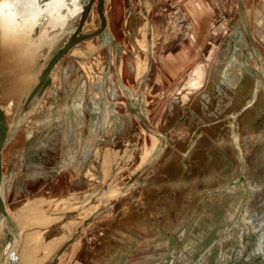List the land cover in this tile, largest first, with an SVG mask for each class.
Listing matches in <instances>:
<instances>
[{"label":"rangeland","instance_id":"374dc122","mask_svg":"<svg viewBox=\"0 0 264 264\" xmlns=\"http://www.w3.org/2000/svg\"><path fill=\"white\" fill-rule=\"evenodd\" d=\"M97 1H77L79 14L74 17L73 21L81 28L82 40L77 41L73 48L70 45L72 51L64 56L54 72L37 79L39 82L36 87L21 104V114L11 131V142L6 150L0 153L2 195L8 216L16 212L25 202L35 198L65 195L80 191L88 186L98 188L102 184L123 186L130 182L139 167L141 168L139 164L142 159L140 156L141 138H139L140 145L136 142V147H134L133 160L128 159L129 162L126 165L125 161L123 160V164L118 157L119 146L116 148L117 152L116 150L113 152L115 156L104 152L105 144L112 143L113 146L124 139L128 140L131 137L129 135H133L135 132L141 133L142 127L138 119L132 116V128L126 130V117L122 113L131 115L129 109L134 108V103L120 90L116 69L112 67L105 87L107 98L113 101V109L117 108L116 111L119 113V128L112 136V109L102 100L98 74L95 71H92L91 74L87 67V64L90 65L93 62L97 69L103 68L106 59L102 51H97V41L93 37L95 20L93 6L95 5L97 9ZM118 1L121 13L125 12L131 0ZM191 1L193 0H143L147 15L152 20L149 44L146 33L150 22L143 14L144 10L141 9L139 2L134 8L135 11L132 12L131 21L127 26L132 39L136 42L141 61L146 63L148 59H151V69L144 91L150 122L163 131L170 132L171 128L169 136L177 131L176 127L170 126V123L174 122V116H182L188 112L191 105V94L195 95L194 92L192 93L195 89L194 86L199 84L197 80H202L204 72L198 73L200 55L206 56L210 50L211 42L216 41L217 43L220 40L222 18L228 21L223 7H228L229 14L235 12V6L232 4L235 0H212L213 4L210 6L214 12L212 13L210 10L212 14L208 16L206 13L209 12V9H206V5L209 0H201L204 12L193 14L190 6ZM217 2L218 4H216ZM70 5L72 4L70 3ZM106 6L108 9L110 3ZM120 18L119 14L118 21L113 27L105 20V28L107 27L109 35L115 41L131 48L130 41L122 31ZM148 45L153 50L151 58L147 54ZM83 54L85 56L94 55L88 57V61L85 62ZM124 55L125 66L122 83L133 91L138 84L136 78L138 69L134 58L129 53ZM189 112L194 114L196 111L191 109ZM166 118L169 119L168 122ZM197 118L198 114L195 119L197 120ZM186 127L187 125L184 128L183 124L179 126L181 135L185 132ZM252 134L250 138L247 137L248 133L245 135L244 144L246 143L245 152L250 161L249 183L253 188L250 202L256 207V226L248 228L246 224L240 233L238 247H240L239 251L242 252V255L239 259L214 258L215 262L212 264H240L242 260L255 252L264 250L262 241L264 229L261 226L264 218V184L261 183L264 180L262 177L264 167L260 168L262 170L257 168L264 161V153L259 150L260 143L264 144V130L260 128L257 133ZM193 139L197 140V138L191 140L195 143ZM229 140L231 141L230 137ZM248 142L249 145H247ZM147 145L151 147L149 141H147ZM245 152L239 153L244 159L246 158ZM261 154L263 157L260 156ZM256 162H259V165ZM79 164L84 168L80 175H78ZM107 169L108 171H106ZM150 173L149 176H152L153 173H157V170ZM142 187L135 186L128 191L110 210H105L104 213L96 216L88 225L89 227L82 232H74V230L78 227L76 225L78 220L80 223L84 215L88 214L86 211L77 216L65 217L64 222L66 223H58L43 229L38 233L41 235L39 241L41 246L38 251L34 249L36 235L30 236L28 231L34 228L42 218H36L37 213L36 216H32L35 212L31 207L27 210V217H25L27 220L23 219L22 221L24 229H26L23 232L27 238L24 240V236L23 245H21V250H24L25 255L28 256L29 264H74L78 260L87 264L89 259L100 252L102 244L100 235H103L101 231L103 230L102 226L106 223L105 217L113 216L123 205L140 207L138 204L141 203L139 197ZM69 205L71 204L64 202L57 206L62 209ZM38 207L39 209L40 207L46 208L44 209L46 214L43 216V221H45V218L48 217L47 211L53 210L56 205L43 203ZM90 209H92L91 206ZM160 211L162 214L168 212L164 208H161ZM171 212L177 211L172 209ZM175 219L179 220V216H174L173 220L175 221ZM252 222L254 223V220ZM107 223H110L109 219ZM73 234H76L74 242L80 239L74 246L72 243L71 245L68 243V239ZM177 235L183 240L182 231ZM169 243V239L164 240V248H161L160 255H166ZM232 243L233 241L230 239L229 244ZM257 243L258 246H255ZM173 251L171 264H183V259H188V264H201L200 259L194 258L195 256L184 255L181 244L175 246ZM10 255L9 252L6 259H14V264H26L20 254L16 253L15 258ZM100 255L103 254L100 253ZM210 260L205 259V264Z\"/></svg>","mask_w":264,"mask_h":264},{"label":"crops","instance_id":"0c3cea01","mask_svg":"<svg viewBox=\"0 0 264 264\" xmlns=\"http://www.w3.org/2000/svg\"><path fill=\"white\" fill-rule=\"evenodd\" d=\"M191 2L193 14L197 13L196 8L197 14L204 12L201 0ZM243 2L251 34L264 56V0ZM211 4L212 0L207 1L208 16L214 12ZM232 4L236 11L237 0ZM223 12L228 13V7H223ZM234 13L228 14L233 16ZM227 23L228 21L222 18L220 40L217 43L211 42L206 56L200 55L198 73L204 72L202 80H197L198 85L195 83V89L192 91L195 95L191 94L188 112L182 116L175 115L174 122L170 123V126L176 127V133L173 132L172 136H169L171 128L170 132L163 131L151 123L153 128L162 134L163 149L157 162L136 185L143 186L139 197L140 207L123 205L113 216L105 217L106 223L102 226L103 230L101 229L103 235H100L102 244L99 257L95 255L87 264H171L174 247L178 244H181L184 255L195 256L194 258L200 259L201 264H205V259H211L207 264H212L215 262L214 258L239 259L242 255L238 247L240 233L246 224L248 228L256 226V207L250 202L253 194L249 183L250 161L244 142L247 133L250 138L252 133H257L260 128L264 130V89L258 93L255 103L245 109L237 119L228 115L248 99L254 77L251 75L243 79L237 89L220 77L232 43ZM254 61L253 58L251 63L255 67L257 64ZM191 109L197 113L189 112ZM197 114L200 119L196 120ZM182 124L184 128L186 125L187 127L181 135L179 126ZM192 138H197L193 139L195 143L191 142ZM136 142V139H132L128 144L124 139L115 144L119 146L118 157L123 164V160L125 165L129 160H133ZM260 144L259 150L264 153V144ZM110 145L112 143L104 146ZM241 152H245V159L239 154ZM262 154L261 157L264 156ZM262 162L260 167H257L259 170L264 167V161ZM256 163L259 165V162ZM83 169L79 164L78 175L82 174ZM156 170L157 173L149 176L150 172ZM262 177L264 179V172ZM261 183L264 184V180ZM123 195L117 201L121 200ZM161 208L168 212L162 214ZM172 209L177 212H171ZM79 214L68 215L73 217ZM68 215L62 217L60 224L66 223L64 221ZM174 216H179V220L174 221ZM108 219L110 223H107ZM81 223L82 220L80 223L78 220L76 229ZM90 223L91 221L86 223L81 232L88 228ZM261 226L264 229V218ZM180 231L183 232V240L177 235ZM165 239H169L170 243L167 245L166 255H160ZM230 239L232 244H229ZM262 239L264 248V233ZM79 241L80 239L75 242L72 240L69 245L72 243L74 246ZM258 243L255 246H258ZM234 244L236 245L233 246ZM234 247L238 248L233 249ZM187 260L183 259L182 263L188 264ZM74 264L83 263L78 260ZM240 264H264V250L255 252Z\"/></svg>","mask_w":264,"mask_h":264},{"label":"water","instance_id":"95a60500","mask_svg":"<svg viewBox=\"0 0 264 264\" xmlns=\"http://www.w3.org/2000/svg\"><path fill=\"white\" fill-rule=\"evenodd\" d=\"M77 1L35 0L34 3H29L23 9V15L19 19L14 16L17 9H5V16L15 23L0 33V90L3 92L1 94L3 97L0 96V153L4 150L11 131L21 114V104L24 103L39 82L35 78L40 70L52 60L54 65H57L58 61L70 49L72 42H76L74 39L82 40L81 28L73 21L74 17L79 14ZM106 4L107 0L97 1L99 27L94 32V34L102 32L104 41L107 37L104 22ZM225 14L228 18L227 26L232 43L228 57L221 69L220 77L235 89L243 79L251 75L254 77L253 88L248 99L228 114L237 119L245 109L255 103L258 93L264 89V56L251 34L243 0H237V9L233 16L227 12ZM39 33L40 43L37 46L32 42ZM253 58L257 64L255 67L251 63ZM118 79L124 89L125 86L121 77L118 76ZM143 87L142 83L140 86L142 91ZM116 118L117 114L114 115L113 122ZM143 125L149 131L155 132L148 122H143ZM159 138L163 139L160 133ZM240 163L242 167V160ZM129 188V186H125L117 195ZM65 199L67 198L44 199L43 203L56 204ZM2 223L6 224V227ZM0 224L4 226L3 230H0V264H14V259H6L9 252L11 253L10 256L14 258L16 256L11 241L15 227L13 217L8 216L5 211L1 173Z\"/></svg>","mask_w":264,"mask_h":264},{"label":"bare ground","instance_id":"6f19581e","mask_svg":"<svg viewBox=\"0 0 264 264\" xmlns=\"http://www.w3.org/2000/svg\"><path fill=\"white\" fill-rule=\"evenodd\" d=\"M110 2H111V0H107L106 5H108ZM133 2H134L133 0L130 1L131 6L129 7L127 14L124 17L125 18L124 22H123L124 25H126L127 20H129L128 19L129 12H131V11L133 12V10H132ZM138 2L140 3L142 9L144 10V14L146 16L147 11L143 5V0H137V3ZM191 3H193V2H191ZM95 10H96V6H94L93 15L96 14ZM196 12L198 13L197 8H196ZM104 14H105V20H106L107 16L108 15L110 16V11H109V8L107 9V6L105 7ZM107 24L110 25V19L107 21ZM109 25H108V27H109ZM98 27H99V22H97V14H96L95 31L98 30ZM151 27H152V23L150 22L149 27H148V32L146 33V35H147L146 37H148V44L151 41V36L149 33V32H151V29H152ZM126 33L130 36L132 50L128 49L125 45L120 44L117 41H115V39L109 35L107 27L105 28V35H107L106 41L103 40L102 32H98L97 34H95L96 37L93 36L97 40V44H96V45H98L97 51L104 52L106 59H107L106 68L104 66H103V68L100 67L97 74L98 75H101V73L103 74V82H102L103 91L101 92L102 100L112 109L113 114H119L116 111L117 108L113 109V101H111L110 99L107 98V93L104 91L105 83L107 81V75H108L110 68H111V65H112V67H114L116 69V71H119V76L121 77V81H122V75H123L124 65H125V61L123 59V54L124 53H130L131 56L134 58L135 65L138 69V73L136 75V78L138 80V84H137L136 88H134V90L131 91L130 89H128V87H126L123 84L126 87V88L124 87V89H123L121 87V85L119 84V82H118V86H119L120 90H122V92L124 94H126V96L130 97V99L133 100V103H134V108L132 107L129 109L131 115L122 113V115H124L127 118V119L125 118L126 129L129 130L132 128L131 127L132 122H133L131 120L132 116H134L135 118L138 119V121L142 127L141 133L135 132L133 135H129L131 137L128 136L129 138H128V140H126V142L129 144L130 142H132V139L133 140L137 139V138L142 139V150H141V154H140V156H142V159L139 163L141 168L139 167V170L136 172V174L130 180V182H128L127 184H125L123 186L104 184L98 188L95 186L86 187L80 191H76V192L74 191V192H71V193L65 194V195L63 194V195L50 197V198H40V199L35 198L33 200H29V201L25 202L23 204V206L18 208L16 210V212H14L10 216L13 217V219H14V227H15L14 232H13V234H14L13 240H11V241H12V244L15 248L16 253L20 254V256L23 257L26 264L27 263L29 264L28 256L25 255L24 250H23L24 252L21 250V245H23V239L25 236L24 232L26 230V229H24L25 228L24 222H22V221H23V219L27 220V218H25V217H27V210H29L32 207L34 212H35V213H33L32 216H36V213H37L36 218H38V217L42 218V220H39V223H37V225H36L37 228L35 226L34 228L29 229V231L27 230L29 232L28 235H30V236H32L33 234L36 235V239H35L36 242L34 245V249H35V251H38V250H40L39 247L41 246L39 244V241L41 239V235L38 233L43 231V229H46V228L50 227L51 225H57L63 219L62 218L63 216H67L68 214L69 215L79 214V213L82 214L83 211H86L88 214L84 215V217L82 218L83 224L81 223L80 227L75 230V231L80 232L82 227L86 223L92 221L96 216L104 213L105 210L106 211L110 210L114 206L115 202L117 201V199L121 195L127 193L132 188H134L147 175V173L150 171L152 166L157 162V160L159 159V157L161 155V152L163 149V139L159 138L160 132L155 130L151 125L149 113H148L147 107H146V97L144 94V91L146 89V80H147V77L149 76V71L151 69V59L150 60L148 59L146 63H143L141 61V59L138 55V48L135 44L136 42L132 39L129 31H126ZM39 36H40V33L38 34V36H36V38L32 42V44L38 46V44L40 43ZM76 39L77 38H75L74 41H76ZM74 43L72 42V48L74 46ZM72 48L69 49L68 52H66L64 54V56L70 54V52L72 51ZM152 52H153V50L148 45L147 54H148V56H150V58L153 56ZM64 56L58 61L57 65H54L53 60L50 61L49 63H47L40 70V72L38 73V75L36 76L35 79H41V78L45 77L46 75L54 72V70L58 67V64L64 58ZM254 62L256 63V61H254ZM104 68H105V70H104ZM101 79H102V77L100 76L99 81H101ZM142 83L144 85L143 91L140 88V86H142ZM1 94H3L2 90H0V96H2ZM117 119H118V116H117L115 122H113V118H112V123H111L112 136L115 135V133L117 131V128H116ZM143 122L144 123L148 122L151 129H154L155 132L149 131L147 128H145V126L143 125ZM161 136H162V134H161ZM11 140H12V136L10 134L4 150L9 146V143L11 142ZM147 141H149V143H151V145H150L151 147H149V145H147ZM104 147H106V149H107V150L105 149V153H113L116 150L117 145H113V146L110 145V146H104ZM125 186H129L130 188L127 189L125 192L117 195ZM116 195H117V197H115ZM65 197L67 199H65L62 202H59V203L57 202L56 204L51 203L52 205H56V207L53 210L51 209V211H47L48 217H46L45 221H43V216H45V214H46L44 209H46V208L40 207V209H39L38 205L43 204L44 199L53 200L55 198L61 199V198H65ZM64 202L69 203L71 205H69V207L62 208V209L58 208L57 205H59L60 203H64ZM45 204L49 205V203H45ZM94 204H95V206H94ZM90 206L92 209H90ZM2 224H0V230H3L4 226L6 225V224L5 225L3 224L4 225L3 226ZM20 224L23 225V227H21ZM75 237H76V234L72 237V239L69 241V243L72 240H74ZM26 238L27 237L25 236L24 240H26Z\"/></svg>","mask_w":264,"mask_h":264},{"label":"flooded vegetation","instance_id":"af4514ba","mask_svg":"<svg viewBox=\"0 0 264 264\" xmlns=\"http://www.w3.org/2000/svg\"><path fill=\"white\" fill-rule=\"evenodd\" d=\"M111 4H110V6H109V8H110V16L108 15L107 16V21L110 19V25H112V27L113 26H115V24H116V22L118 21V18H119V14H120V19H121V28H122V31H123V33H124V35L125 36H127V38H128V40L130 41V45H131V40H130V36L126 33V31H128V29H127V26H129V23H130V21H131V14H133L132 13V11L131 12H129V17H128V19L129 20H127V22H126V25H124V17L126 16V14H127V11H128V9H129V7L131 6L130 5V3H129V5H128V7H127V9L125 10V12H123V13H121V10H120V5H119V1L118 0H111V2H110ZM135 3V4H134ZM138 5V3H137V0H135L134 2H133V6H132V10L133 11H135V9L134 8H136V6ZM95 6V5H94ZM94 6H93V9H94ZM142 9V8H141ZM143 10V9H142ZM96 14H97V9H96ZM96 14H94V18H95V20H94V25H93V36H95V34H94V32H95V21H96ZM144 14V13H143ZM147 14V13H146ZM104 17H105V14H104ZM145 17H147L148 19H149V22H151L152 23V20L150 19V17H148V15H146ZM147 32H148V27H147ZM96 37V36H95ZM78 39V38H77ZM95 39V38H94ZM97 41V40H96ZM76 42H77V40H76ZM76 42L74 43V44H76ZM97 43V42H96ZM131 48H128V49H131L132 50V46H130ZM104 53V52H103ZM105 54V53H104ZM125 54V53H124ZM123 54V59H124V61H125V55ZM130 54V53H129ZM94 54H89V55H87V56H85L84 54H83V57H84V59H85V62H87L88 61V57H90V56H93ZM131 55V54H130ZM105 58H106V56H105ZM106 62H107V59H105V65H104V67L106 68ZM125 66V65H124ZM87 67H88V69H89V72L92 74V71H95V73H98V71H99V69H97V67H96V64L95 63H91L90 65H88L87 64ZM105 68H104V70H105ZM97 69V70H96ZM111 69H112V65H111V68H110V71H109V73H111ZM103 72V71H102ZM109 73H108V75H107V81H106V83H105V87H106V85H107V83H108V77H109ZM116 74H117V81L119 82V79H118V76H119V71H116ZM99 76V78H100V76L102 77V79H101V81H99V84H100V88L102 89V91H103V87H102V82H103V74L101 73V75H98ZM120 84V83H119ZM105 87H104V91L107 93V91H106V89H105ZM114 115L115 114H113L112 115V118L114 117ZM117 116L119 117V114H117ZM118 119H117V126H116V128H118ZM125 124H126V122H125ZM114 136V135H113ZM136 141H137V143L139 144V138H137L136 139ZM140 145V144H139ZM142 146V145H141ZM6 150V149H5ZM5 150H3V151H5Z\"/></svg>","mask_w":264,"mask_h":264},{"label":"snow or ice","instance_id":"6c2138e0","mask_svg":"<svg viewBox=\"0 0 264 264\" xmlns=\"http://www.w3.org/2000/svg\"><path fill=\"white\" fill-rule=\"evenodd\" d=\"M34 2L35 0H0V33H3L8 27L15 23V21L5 16V9H17L14 16L16 19H19L23 15V9L27 7L29 3Z\"/></svg>","mask_w":264,"mask_h":264}]
</instances>
